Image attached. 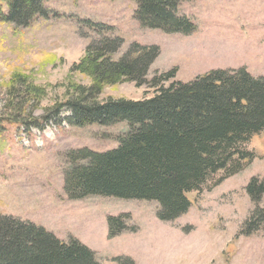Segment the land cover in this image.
Segmentation results:
<instances>
[{"label":"rangeland","instance_id":"374dc122","mask_svg":"<svg viewBox=\"0 0 264 264\" xmlns=\"http://www.w3.org/2000/svg\"><path fill=\"white\" fill-rule=\"evenodd\" d=\"M44 7L48 16H35L26 27L0 21V214L41 226L64 242L74 238L100 264L124 258L137 264H264V231L238 235L253 207L244 188L251 177L264 178V132L244 145L253 153L250 163L215 185L223 176L218 172L200 192L186 194L188 211L168 223L156 219L154 201L103 196L70 201L64 195L67 152L115 149L127 123L75 127L63 108L41 131L22 125L46 116L77 97V88L90 85L86 75L72 68L101 35L123 40L114 60L132 43L159 47L147 79L174 70L163 87L214 69L244 67L252 76H264V0L182 2L178 14L196 25L188 36L142 27L133 18L135 3L130 0H45ZM86 21L112 31L100 33ZM155 91L122 82L105 85L97 101H138ZM259 206L264 207V195ZM121 214L129 215L127 226L135 227V233L108 239L107 217Z\"/></svg>","mask_w":264,"mask_h":264},{"label":"trees","instance_id":"16d2710c","mask_svg":"<svg viewBox=\"0 0 264 264\" xmlns=\"http://www.w3.org/2000/svg\"><path fill=\"white\" fill-rule=\"evenodd\" d=\"M135 3L133 18L142 27L166 34L188 36L196 25L177 12L190 0H130ZM45 0H0V21L26 27L35 16L47 17ZM85 23L111 33L112 27ZM98 32V31H97ZM98 33V34H100ZM123 45L117 36L101 35L86 47L73 66L90 79L78 96L48 110L40 119L24 121L26 128L43 130L51 118L66 109L68 123L75 127H101L121 122L128 130L116 137L118 146L105 152L87 148L67 152L63 171V191L70 201L90 196L125 200L154 201L155 217L172 222L184 215L190 202L186 194L200 192L212 176L223 172L215 185L242 170L253 153L244 149L250 139L264 132V76L253 77L245 68L214 69L183 83L172 81L174 70L147 79L149 67L160 50L155 45L132 43L118 59H112ZM122 82L156 89L153 97L138 101H97L105 85ZM245 193L252 209L243 221L239 236L264 231V178L251 177ZM128 214L108 216L107 238L122 232ZM191 228H187V232ZM116 264H134L130 258ZM0 264H100L93 251L74 238L57 239L43 227L0 214Z\"/></svg>","mask_w":264,"mask_h":264},{"label":"crops","instance_id":"0c3cea01","mask_svg":"<svg viewBox=\"0 0 264 264\" xmlns=\"http://www.w3.org/2000/svg\"><path fill=\"white\" fill-rule=\"evenodd\" d=\"M244 68V67H243ZM168 223H170V222H168ZM135 233V232H134ZM119 236V235H118ZM117 237V236H116ZM133 261V260H132ZM134 264H137L136 262H133Z\"/></svg>","mask_w":264,"mask_h":264}]
</instances>
